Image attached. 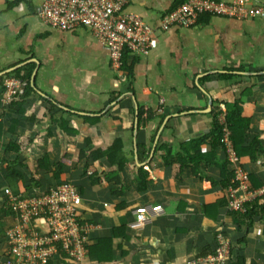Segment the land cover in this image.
<instances>
[{"label": "crops", "instance_id": "crops-1", "mask_svg": "<svg viewBox=\"0 0 264 264\" xmlns=\"http://www.w3.org/2000/svg\"><path fill=\"white\" fill-rule=\"evenodd\" d=\"M186 1L128 0L126 11L149 26L156 44L144 56L126 55L116 72L87 29L61 31L41 22L35 10L44 0H0V84L15 79L5 74L33 64L30 86L33 77L44 95L31 87L20 114H4L0 107V192L9 189L4 170L14 160L29 166L21 168L26 176L43 175L46 182L37 192L58 182L73 185L81 197L77 219L86 225V250L92 247V257L86 253L82 262L64 253L51 264H182L213 254L220 235L230 246L222 264H264V196L245 204L247 215L229 210L218 166L227 159L225 151L211 153L206 139L198 146L208 161L194 155V142L209 135L215 111L223 122L226 107L236 101L249 127L242 147L256 141L264 153V17L201 15L192 27L161 29L163 14ZM249 1L264 8V0ZM139 109L152 118L140 123ZM9 118L17 120L12 131ZM8 141L20 151H5ZM114 142L118 162L92 160L93 150L105 151ZM251 151L253 158L235 156L229 169L240 168L250 187L259 189L264 154ZM45 155L49 170L36 169ZM165 155L185 163L194 156L197 162L165 165ZM62 156L66 163L56 179L50 172ZM140 168L149 182L143 191L135 186ZM137 206H148L149 218L132 229ZM158 207L161 213L154 211ZM0 223L1 256L12 218Z\"/></svg>", "mask_w": 264, "mask_h": 264}, {"label": "built area", "instance_id": "built-area-1", "mask_svg": "<svg viewBox=\"0 0 264 264\" xmlns=\"http://www.w3.org/2000/svg\"><path fill=\"white\" fill-rule=\"evenodd\" d=\"M249 0L220 3L212 0H188L163 14L161 29L192 27L201 15L246 19L264 17V8L250 6ZM128 0H44L36 7L35 15L47 26L61 31L87 29L96 41L107 50L111 69L119 72L124 54L134 57L146 55L154 46L149 26L136 14L126 11ZM2 101L6 102L20 86V81L10 79ZM223 120V119H222ZM221 143L228 162H236L234 150L226 127L222 128ZM264 164V158L260 161ZM234 186L226 190L227 208L245 212V204L264 196V187L252 189L240 168L232 169ZM8 197L10 192L5 189ZM17 215L5 232L6 248L0 264H50L58 256V249L70 259L82 262L86 257V225L79 223L78 209L81 197L77 189L62 183L47 192L36 193L27 199L11 198ZM161 213L160 207L155 208ZM148 206H137L132 229H140L149 218ZM229 242L225 236L217 238L213 254L192 257L182 264H222L229 257Z\"/></svg>", "mask_w": 264, "mask_h": 264}, {"label": "trees", "instance_id": "trees-1", "mask_svg": "<svg viewBox=\"0 0 264 264\" xmlns=\"http://www.w3.org/2000/svg\"><path fill=\"white\" fill-rule=\"evenodd\" d=\"M126 55L127 54H124V57ZM124 57L122 59V63L124 62ZM122 67L124 68L123 64H122ZM32 70H33V64H27L4 75L5 79L15 78L16 80L20 81V86L16 89L15 94L11 96L6 102H3L2 98L7 88L5 84H3L4 81L1 82L0 84L1 90L4 91L2 92L3 94L1 93V96H0V107H1V110L4 112V114H5L6 109H12L15 111V113H18V114L21 113L20 106L26 100V97L29 95V93L33 92L30 86V76H31ZM240 109H241V103L239 101H236L232 105L227 106L225 109L223 122H220V120L218 119V114H216V111H215V114L212 120V130L209 133V135L205 136L204 140L202 139L200 141L197 140L196 142H194V144L197 145V148L195 150L196 154L194 153L196 158L199 156L200 159L205 160V162L208 161L209 155L204 156L200 154L199 146H198L199 144L205 142L206 139H207L206 141L209 143L211 147V153H213V151H215L216 148H221L224 150V146L221 143L223 127H226V129H228L229 131V139L231 141L236 157H240L245 153H250L251 157L253 158V153L251 150H253L256 153L264 154L263 150L257 147L258 143L256 141H252L249 145V148L242 147L244 136L248 132L249 127H248V121L243 120L241 118ZM143 114L144 116H142ZM151 118L152 116L150 115L149 112H146V110L139 109L138 120L140 123L144 124L147 121H149ZM7 123L10 125V128H11L10 131H12L15 124L17 123V120L13 118H9L7 120ZM0 137H1V124H0ZM3 148L5 151H12L15 153H18L20 151L19 145L11 141L4 143ZM118 148L119 147L117 145V142H114L105 151H102L100 149L93 150L91 153V158L92 160H96V159L105 157L108 162V166H112L114 165V163L119 161L118 160L119 159V149ZM82 155L83 153H79V157H81ZM167 155H168V152H167ZM167 155L163 157L165 165H168L169 163L178 162L180 167H187L190 164V162H193V161L197 162L194 160V156H189L185 163V161H182L179 159L168 160ZM65 163H66L65 159L62 156V158H60L58 163L54 164L55 169L50 172L52 174V177L56 179L57 177L58 178L60 177L59 174L61 173V169ZM210 163H215V162L212 161ZM34 165L36 169L49 170L48 169L49 163L47 161L46 155L42 157L41 159L37 160L36 164ZM218 166L220 168L221 177H222V180L220 182L221 186L223 189L227 190L230 186H234V184H232L231 182L233 178V172L232 170L229 169V162L227 159H225ZM22 167H25L27 171L30 170L27 164L18 162L16 160L12 161V163L10 164H7L5 167L4 177H5V180L8 181L9 183L8 184L9 189L4 188L3 191L0 192V219L6 218V217H11L12 219H14V217L17 215L16 210H14L13 208L14 201L11 200V198H15V203H16L18 200L27 199L30 196H34L37 193L38 189L46 182L45 180H43L44 179L43 175L42 174L37 175L36 172L35 173L33 172L29 176H26L25 172H23L21 169ZM193 173L194 175L199 177L200 180L204 179L203 177L199 176L200 174L198 173L197 170L195 171L194 169ZM146 178H147V173L142 168H140L138 170L137 179L135 183L137 191H143L146 189L147 185L149 184ZM93 179L94 178H92V180ZM62 183L63 182H58L55 185L48 187L44 192H47L52 187L62 184ZM20 187L22 188V192H20ZM5 189H8V192H10L9 197L4 193ZM111 192L114 195H118L117 192L119 191H115L114 189H112ZM39 193H43V192H39ZM247 213H248V210L245 212V214L247 215ZM0 225H2V223H0ZM91 248L89 249V246L87 247V251H88L87 255L89 253V258H91L93 255ZM58 255L61 257V256H64L65 254L61 250L58 249ZM51 262H52V259L50 260V264Z\"/></svg>", "mask_w": 264, "mask_h": 264}, {"label": "water", "instance_id": "water-1", "mask_svg": "<svg viewBox=\"0 0 264 264\" xmlns=\"http://www.w3.org/2000/svg\"><path fill=\"white\" fill-rule=\"evenodd\" d=\"M8 71H11V70H8ZM33 80H34V78L32 77V78H31V81H32V83H31V87H32L36 92H38L39 94H41L42 96H44L41 92H39V91L35 88V85H34Z\"/></svg>", "mask_w": 264, "mask_h": 264}, {"label": "clouds", "instance_id": "clouds-1", "mask_svg": "<svg viewBox=\"0 0 264 264\" xmlns=\"http://www.w3.org/2000/svg\"><path fill=\"white\" fill-rule=\"evenodd\" d=\"M37 193H39V192H37Z\"/></svg>", "mask_w": 264, "mask_h": 264}]
</instances>
